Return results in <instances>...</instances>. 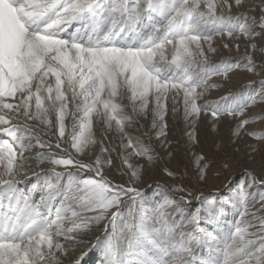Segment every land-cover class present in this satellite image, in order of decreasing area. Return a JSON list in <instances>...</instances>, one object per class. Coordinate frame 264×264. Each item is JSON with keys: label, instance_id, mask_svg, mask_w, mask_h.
Returning a JSON list of instances; mask_svg holds the SVG:
<instances>
[{"label": "snow or ice", "instance_id": "snow-or-ice-1", "mask_svg": "<svg viewBox=\"0 0 264 264\" xmlns=\"http://www.w3.org/2000/svg\"><path fill=\"white\" fill-rule=\"evenodd\" d=\"M216 38L244 52L211 60ZM236 70L264 75V0H0V264H87L92 251L101 264H264V192L249 191L264 184V129H246L264 121L246 115L264 105V80L198 103L218 87L212 77ZM181 105L193 128L201 113L213 130L222 115L238 117L232 136L257 141L249 159L258 153L261 165L259 178L243 170L230 199L201 193L190 214L174 195H192L187 172L161 166L167 179L145 198L139 185L160 158L128 131L151 114L156 138L166 137L169 107L176 117ZM112 131L119 151L105 144ZM213 162L195 157L197 181ZM111 168L127 180L114 182ZM32 176L30 189L19 187Z\"/></svg>", "mask_w": 264, "mask_h": 264}, {"label": "rangeland", "instance_id": "rangeland-1", "mask_svg": "<svg viewBox=\"0 0 264 264\" xmlns=\"http://www.w3.org/2000/svg\"><path fill=\"white\" fill-rule=\"evenodd\" d=\"M257 32L261 31V28L257 24L255 26ZM259 40V37H257ZM215 44L218 47V51L210 56L211 60H219L221 58H232L235 60L244 52L243 46H241L239 52L232 47L230 49H224L221 46L219 38L215 39ZM240 77V78H239ZM264 80V75H257L253 73H247L244 71L236 70L229 74V78L225 80L222 77H212L208 84H216L218 87H210L209 90L204 93L198 103L214 102L220 99V97L231 93H237L240 91H250L251 89L246 86L252 83V88L259 90V81ZM239 84V85H238ZM200 91V89H198ZM258 107H250L246 109V115L253 117L264 112V105L261 110H255ZM255 110V111H254ZM257 111V112H256ZM260 111V112H259ZM238 117H231L228 115H222L216 124V129L213 130V120L209 114L201 113L199 120L195 124L194 128L185 123L183 118V109L181 105L178 116L174 117L169 107V112L166 116L167 121V136L156 138V130L151 127V114L146 119L138 121L137 125L128 128L129 133L133 136H141L145 142H150L154 147L156 153L159 156V165H154L151 170H146L143 177V182L139 185L141 191L144 193L145 198H151L157 182H164L167 178L159 171L161 166H166L170 170L177 172L178 176L184 172H187V177L183 180L184 185L191 192L192 195L185 193H175L178 203L177 207L180 212L184 214H190L196 211L197 208H202V201L197 197L204 193L205 195H215L219 200L230 199L240 184L242 179L246 180L244 176V169L250 168L259 178L261 176L260 156L255 154V162L250 161L249 157L253 155L251 147L257 144L252 137L248 136L245 132H242L239 137L232 136V129H234ZM69 125L71 120L68 121ZM264 121H257L253 124L246 126L248 131H260L264 129ZM95 131L97 138L101 136V129L99 124H95ZM196 136V142H192L188 139V133L193 132ZM105 144L115 147L118 151L120 149L119 136L114 131L108 132ZM55 139V137H53ZM67 146V145H65ZM74 151V150H73ZM98 151V148H97ZM171 153V155H169ZM204 154L211 158L214 162L211 170L208 174V180L206 182H199L196 179L194 170V159L197 155ZM114 163L119 164L117 158V152L112 153ZM226 160L229 162V168L223 169L220 161ZM237 161L235 166H232L231 161ZM143 162V161H141ZM32 167L36 168L35 165ZM42 167L47 168V165ZM39 171V168H36ZM60 170V169H58ZM219 172V175H217ZM114 182H123L127 180V176H123L121 171L116 168L107 169L104 173ZM36 182V177L32 176L29 180L20 184L19 187L27 191L31 188L32 183ZM170 183L172 181H169ZM179 182V180L175 181ZM259 184V183H257ZM249 191L253 194L264 192V186L262 188H256V184L251 185ZM41 193L37 191L34 193V199L39 200ZM183 197V199H180ZM229 215L227 219H231V209L228 208ZM202 226L211 228V225L202 222ZM101 229H94L93 233L89 235V239L95 235H100ZM81 251L80 248L76 249L78 254ZM101 255L99 251H92L87 257V264H101Z\"/></svg>", "mask_w": 264, "mask_h": 264}, {"label": "bare ground", "instance_id": "bare-ground-1", "mask_svg": "<svg viewBox=\"0 0 264 264\" xmlns=\"http://www.w3.org/2000/svg\"><path fill=\"white\" fill-rule=\"evenodd\" d=\"M239 78H240V77H239ZM238 85H239V84H238ZM262 106H263V105H258V107H257L255 110H257V111H258V110H261ZM255 110H254V111H255ZM257 111H256V112H257ZM259 112H260V111H259ZM263 124H264V123H263ZM263 186H264V184H260V183H259V184H256V188H259V189L262 188ZM257 207H259V205H257Z\"/></svg>", "mask_w": 264, "mask_h": 264}]
</instances>
